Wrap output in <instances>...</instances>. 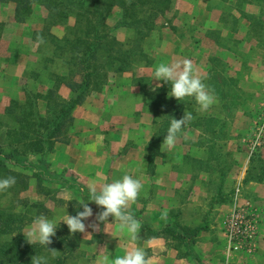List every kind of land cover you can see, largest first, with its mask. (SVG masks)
I'll return each instance as SVG.
<instances>
[{"label": "rangeland", "instance_id": "obj_1", "mask_svg": "<svg viewBox=\"0 0 264 264\" xmlns=\"http://www.w3.org/2000/svg\"><path fill=\"white\" fill-rule=\"evenodd\" d=\"M48 1L35 0L31 12L20 14L19 20L15 18L14 4L9 3L13 5L10 7L0 4V19L5 20H0V178H16L15 185L0 193V210L25 214L23 233L34 217L41 214L53 217L57 209L62 210L61 214L65 210L70 215L71 203L88 195L77 188L79 184L74 182V176L70 177L71 173L54 171L51 164L54 143L51 149L46 147L41 154L37 153L40 149L37 133L44 132L41 129L44 123L39 120L47 118L48 109L70 97L67 84L79 82L76 70L80 65L73 68L72 51L82 52L86 43H93L100 21L96 13L101 10L96 12L93 0H76L79 4L74 13L67 12L70 6L66 0H52V7L46 8ZM147 1L150 3L145 5L150 10L147 15L151 13L156 18L152 31L146 32L149 35L146 39H140V35L126 28L112 30L119 18L118 8L109 12L98 29L97 37H104L103 46L92 62L99 67L98 76L92 79L82 105L93 101L105 88L135 89V94L147 101L158 137L167 134L170 114L179 120L185 110L191 111L194 118L178 138L189 148L184 155L189 160L180 169L190 177L192 203L195 204V192L192 195L191 191L195 188L198 169L210 179H218L219 175L233 179L231 210L238 187L243 200L247 198L242 190L246 185L264 181V0H145L144 3ZM138 5L140 9L142 5ZM184 59L192 60L198 75L217 97L207 112L198 111L190 98L178 102L170 97L169 84L151 81L157 64ZM206 64L212 66L211 70ZM17 70L21 79L16 85ZM244 78L254 85L241 87ZM78 109L74 113L77 120L83 115ZM120 125L125 127L123 120ZM71 127L61 135L59 143L68 144L73 140ZM157 146H151L154 155L159 143ZM112 147L114 157L123 151L119 146ZM12 152L34 167L25 170L12 164L11 159L5 160ZM195 159L200 161L198 165ZM243 164L245 175L243 180H238ZM57 174L67 179L68 190L56 186ZM37 175L43 178L40 180ZM187 197L182 195L181 205L191 204ZM92 231L86 228L85 233L92 235ZM85 233L79 234L70 264H93L92 248L97 249V254L104 253V246L94 244L95 240L101 241L102 234L85 240ZM113 253L119 254V249H111Z\"/></svg>", "mask_w": 264, "mask_h": 264}, {"label": "crops", "instance_id": "obj_2", "mask_svg": "<svg viewBox=\"0 0 264 264\" xmlns=\"http://www.w3.org/2000/svg\"><path fill=\"white\" fill-rule=\"evenodd\" d=\"M205 67L208 70L212 68L208 64ZM14 77L16 85L19 84L21 73L18 70ZM248 84L253 83L244 78L241 87H247ZM78 108L83 115L77 120L74 113ZM72 115L74 127H71V132L75 137L68 144L56 142L52 147L51 164L55 172L66 170L71 173L70 177L74 176V182L79 184L77 188L87 193L93 181L99 187L124 174L139 178L143 184L137 201L127 209L140 222L137 239L130 240L126 233L118 230L115 222L106 226L99 223L100 230L92 231L91 237L102 234L101 241L95 240L94 244L104 246V253L97 254V249L92 248L93 264H100L103 255L114 258L137 245L146 246L147 255L151 257L149 264H264V181H253L242 189L247 195L243 200L250 198L249 201L257 207L262 217L257 253L252 257L231 256L225 249L223 228L230 210L233 179L220 175L218 179H210L208 174L196 169L195 188L191 191L192 195L195 192L193 204L194 199L190 198L189 192L190 177L183 175L180 169L182 163L189 160L185 158V151H189V148L179 138L174 148H161L166 135L159 134V150H155L153 159H150L151 144L158 133L152 125L153 119L146 99L136 95L135 89L105 88L93 101L77 107ZM122 120L125 127L120 125ZM198 134L195 130V136ZM91 144L96 145L95 152L86 150V146ZM188 145L193 146L192 143ZM112 146H119L120 151L123 150L119 156L114 157ZM196 148L198 146L195 144ZM199 162L195 159V165ZM244 165L238 180L244 178ZM54 178H57L55 183L58 188L68 190L70 185L67 179L58 174ZM182 195L188 196L187 202L191 201L192 205H181ZM89 206L93 209V216L85 222L98 223V206L94 202H90ZM61 212L57 209L52 214L56 216ZM65 213L64 210L61 215ZM110 218L112 220L107 223L113 222V218ZM89 234L85 233L83 238L87 240ZM113 248L119 249V254H111Z\"/></svg>", "mask_w": 264, "mask_h": 264}, {"label": "trees", "instance_id": "obj_3", "mask_svg": "<svg viewBox=\"0 0 264 264\" xmlns=\"http://www.w3.org/2000/svg\"><path fill=\"white\" fill-rule=\"evenodd\" d=\"M51 1L52 0L46 3V8L52 7ZM144 1L145 0H93L92 6L96 8V12L101 10L100 13H96V16L100 19L96 25V36L92 39L93 43L91 45L88 43L85 44V49L82 52L78 50L75 52L74 50L72 51V54L74 53L71 58L74 65L73 68L80 65L76 70L80 80L79 82L68 83L67 88L70 90L69 99L55 104L52 109H48L47 118L45 120H39L41 123H44V126L41 128L44 132H40V134L37 133L39 137L37 139L39 143L38 147L40 148L37 153L42 152L46 147L51 149V144L60 142L61 135L64 133L66 134L68 128L73 124L74 117L72 114L74 110L85 102L90 91L92 79L98 76L97 68L99 67L92 64L103 46L104 37H97L98 29H100V27L102 28V24L109 15V12L113 10V8L119 9V18L112 29L113 31L122 28L133 30L137 35L141 36L140 39L142 40L149 36L146 32L148 30L152 31L153 20L156 18V15L152 16L151 13L147 15V12L150 10L146 8L145 5L150 3L149 1L144 3ZM9 3L14 4L15 18L19 20V17H21L20 14H29L31 12L32 4L35 3V0H0V4L2 5H7ZM66 3L70 6L66 8L67 12L74 13L79 1L66 0ZM138 4L142 5L140 9ZM103 6L105 10L102 9ZM143 12L144 17H141V13ZM81 22L82 20L80 23ZM172 117L173 115L170 114L169 118L171 119ZM159 140L157 136V138L153 140L151 146H157ZM153 157L154 154L151 153L150 159H153ZM4 159H11L12 164L18 167L22 166V169L25 170L30 169L31 166L34 167L30 163L23 162L13 152ZM2 163V166H5V163ZM39 163L42 165L43 161L40 160ZM45 169L47 170V168ZM37 177L40 178V180L43 178L41 175H37ZM83 198H86V196H83ZM73 206H77L74 211H72ZM24 208H26V205ZM69 209L71 210L70 216H75L78 211L83 210L79 205V201L71 203ZM24 215L23 213L14 214L0 210V264H31V259L35 255L47 257L48 264H70L78 247L80 233L72 234L69 232L67 225L61 224L57 229L56 236L52 238V244L49 245V250H55L56 252L49 253L39 244L34 243L31 245L26 240V236H24L23 233L26 224Z\"/></svg>", "mask_w": 264, "mask_h": 264}, {"label": "clouds", "instance_id": "obj_4", "mask_svg": "<svg viewBox=\"0 0 264 264\" xmlns=\"http://www.w3.org/2000/svg\"><path fill=\"white\" fill-rule=\"evenodd\" d=\"M151 81H163L169 84L171 86L168 93L170 97H174L178 102L190 98L195 101L200 112H207L217 102L214 91L198 75V69L190 59L157 64L152 70ZM156 87L159 88L160 85L157 84ZM193 118V113L187 110L184 111L181 119L171 118L161 148H174L179 134ZM86 150L95 152L96 145H87ZM15 183L14 176L0 178V193L6 192ZM142 190L141 180L129 174H124L112 182H104L99 187L93 181L88 187V196L79 200L82 211H78L75 216L68 215L67 211L63 215L58 214L53 217L43 214L36 216L27 226L24 236L29 244H39L47 252L55 253V250H49V245L52 244V238L56 236L61 222L67 225L72 234L85 233L86 228H91L94 232L99 231V223H104L106 226L115 222L120 232L126 233L130 240L135 241L141 225L127 209L137 201ZM85 201L94 202L101 209L96 216L98 223L85 224V221L93 216V209ZM109 217L113 218L112 223H107ZM150 259L146 246L137 245L126 251L124 255H115L114 258H110V255H103L100 257V264H149ZM31 264H48V260L45 256L35 255L31 259Z\"/></svg>", "mask_w": 264, "mask_h": 264}, {"label": "built area", "instance_id": "obj_5", "mask_svg": "<svg viewBox=\"0 0 264 264\" xmlns=\"http://www.w3.org/2000/svg\"><path fill=\"white\" fill-rule=\"evenodd\" d=\"M223 228L225 249L229 255L252 257L257 253L262 217L249 200H240L239 187Z\"/></svg>", "mask_w": 264, "mask_h": 264}]
</instances>
